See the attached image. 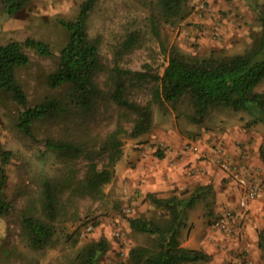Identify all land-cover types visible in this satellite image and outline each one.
Returning a JSON list of instances; mask_svg holds the SVG:
<instances>
[{"label":"trees","instance_id":"16d2710c","mask_svg":"<svg viewBox=\"0 0 264 264\" xmlns=\"http://www.w3.org/2000/svg\"><path fill=\"white\" fill-rule=\"evenodd\" d=\"M28 2L1 0L7 14H14ZM96 2L81 0L74 17L58 19L65 31L64 42L58 49L48 40L33 35L0 38V92L17 105L15 127L25 135H32L36 124L40 123H53L58 128V132L44 135L42 155L51 152L61 167L57 168V174L42 179L37 201L26 198L20 211L19 234L33 249L52 243L65 189L69 198L98 200L104 196L103 186L115 175L125 138H136L152 129L153 105L162 113L174 114L179 127L182 119L189 124L205 123L211 111L217 108L240 112L242 125L260 124V133L264 136V89H257L264 80V5H258L261 33L253 46L234 54L222 49H212L205 54L188 53L176 45L162 46L166 63L161 73L150 74L118 63V57L136 45L140 33L137 29L126 33L120 49L115 51L113 64L102 60L100 38L87 27ZM148 7L147 19L157 35L160 24L171 25L189 12L188 0H150ZM35 54L51 59L52 65L44 74V81L51 90L30 96L22 82L21 71ZM148 78L154 81L150 97L139 103L129 96L130 87ZM110 106L117 109L120 119L104 134L93 135L92 123ZM121 118L128 121L129 126ZM160 151L156 152L160 154ZM259 153L264 160L263 142ZM10 157L11 151L0 141V217L14 206L4 192L5 164ZM81 158L85 166L81 175H77L76 163ZM210 189V185H198L189 194L179 192L167 197L148 193L146 198L158 213L127 218L129 230L145 235L146 241L131 245L120 264H183L205 259L207 254L203 250L183 245L181 235L187 226V210ZM64 241L78 245L79 227L74 234L66 233ZM109 245V240L103 236L89 240L57 264H101ZM258 245L264 251V230L259 232Z\"/></svg>","mask_w":264,"mask_h":264},{"label":"rangeland","instance_id":"374dc122","mask_svg":"<svg viewBox=\"0 0 264 264\" xmlns=\"http://www.w3.org/2000/svg\"><path fill=\"white\" fill-rule=\"evenodd\" d=\"M80 1L29 0L14 14H7L0 0V38L5 40L9 37L23 38L33 35L48 40L55 49H58L65 39V31L58 23V19L74 17ZM149 1L97 0L88 18L87 27L91 34L100 38L101 56L105 63L113 64L116 58L115 51L120 49L126 33L133 29L140 31L138 41L130 51L122 53L120 57L117 56L118 63L122 67L143 70L150 74L161 73L166 63L162 46L176 45L188 53L205 54L212 49H222L226 53L234 54L253 46L261 33L257 9L258 5H264V0H188L187 15L171 25L160 24L159 35L153 33L147 19L150 13ZM232 1L235 6L232 8L234 14H231L232 9L227 11L225 8H219L216 3L229 5ZM214 7H218L219 10L215 11ZM227 23L241 28L242 30H238L241 35L236 33L237 36H227L222 30L223 25L227 26ZM51 65L50 58L36 54L31 56L30 64L21 71L22 82L30 96L41 95L49 89L44 81V74ZM151 79L131 86L129 96L139 103H144L150 97V90L154 84ZM257 89H264V80L257 85ZM153 112L154 125L151 130L159 131L173 121V125L181 131L191 132L187 136L192 138L201 132L191 130L189 128L191 126L202 131L203 127L205 130H213L226 120L233 123L242 122L239 118L240 112L217 108L211 111L205 123L189 124L182 119L179 127L174 114L162 113L157 105H153ZM16 115V103L8 95L0 92V141L4 148L11 151V157L5 164L7 184L4 192L14 205L7 215L0 217V264H57L58 261L73 254L84 242L102 236L109 240L110 245L109 250L101 258V264H120L126 258L131 245L144 243L146 236L130 231L127 226V218L140 213L135 203L122 196L131 193V190L133 194L137 191L131 188L132 186L116 182L115 177L103 186L105 194L98 200L88 197L69 198L68 190L65 189L61 195L60 215L55 223L57 228L52 243L41 249L30 248L24 243L19 234L21 207L26 198L37 201L42 179L57 174V168L61 167V163L51 152L42 155L45 148L44 135L58 132L57 126L53 123L36 124L33 134L25 135L14 125ZM119 119L117 109L110 106L107 111H101L95 118L91 126L92 134H104L113 128ZM121 121L129 126V122L124 118H121ZM141 136L125 138L123 153L139 151L141 145L153 141L142 140ZM127 159L124 160L122 157L118 161L120 171L128 163ZM84 166L85 160L79 159L76 163L77 175H81ZM152 210L146 214H152ZM154 212L157 214L158 210L155 209ZM88 224L93 226L91 230H87ZM78 227L80 242L72 246L70 242L64 241V235L72 232L74 234ZM197 263L200 262L187 261L183 264Z\"/></svg>","mask_w":264,"mask_h":264},{"label":"crops","instance_id":"0c3cea01","mask_svg":"<svg viewBox=\"0 0 264 264\" xmlns=\"http://www.w3.org/2000/svg\"><path fill=\"white\" fill-rule=\"evenodd\" d=\"M216 3L219 8L227 11L235 7L234 1L231 2L233 6L231 3ZM218 7H214V10L218 11ZM232 11L231 14H234L233 9ZM230 24L232 23L222 27L226 35H241L238 30L242 29ZM171 123L159 131L151 130L140 139L150 141L161 138L172 143V153L160 151V154L150 152L142 155L138 150L122 153L120 160L122 157L124 160L128 158V163L126 161L127 164L121 171L120 164H116L115 181L132 186L137 191L133 194L131 190V193H125L122 198L127 197L130 202L135 203L140 214L151 216L155 214L156 208L146 198L148 193L167 197L179 192L189 194L198 185H210V191L203 193L187 210V226L182 232L181 243L201 249L207 254L205 259L197 260L200 262L197 264H233L235 254L244 248L247 249L249 264H264V251L258 245L259 232L264 230V160L259 153V147L264 143V136L260 133L262 126L257 124L244 127L240 122L226 120L213 130H205L203 127L201 131L189 127L201 132L192 138L187 136L191 132H183L173 125V121ZM188 137L202 147L221 145L228 155L247 163L252 177L262 187L258 196L250 200L247 213L242 214L238 208V187L218 166L197 161L194 153L180 154L179 149ZM150 209H153L152 214H146ZM226 212H230L236 224L234 233L224 232L211 224L215 217Z\"/></svg>","mask_w":264,"mask_h":264},{"label":"built area","instance_id":"2783aa9c","mask_svg":"<svg viewBox=\"0 0 264 264\" xmlns=\"http://www.w3.org/2000/svg\"><path fill=\"white\" fill-rule=\"evenodd\" d=\"M174 147L162 139L153 140L150 143H144L140 146L139 150L142 155L150 152L162 150V152L170 154L173 152ZM180 153H194L197 159L202 160L204 163L208 162L218 166L222 172L225 173L227 178L233 182L239 189L238 195V208L242 214L247 213L249 210L250 200L261 192V185L257 183L251 175L249 167L245 161L235 159L227 154L225 148L221 145H210L202 147L197 142L188 140L185 141L180 149ZM202 165V164H201ZM129 210V208H127ZM212 226L227 233H234L236 224L231 217L230 212L215 217L212 220ZM92 225H87V230L92 229ZM235 254V261L233 264H249L246 258V248ZM244 252V253H243ZM243 253V254H242Z\"/></svg>","mask_w":264,"mask_h":264}]
</instances>
